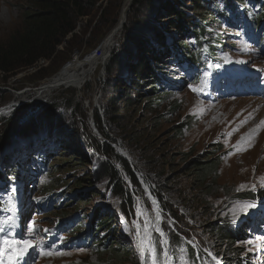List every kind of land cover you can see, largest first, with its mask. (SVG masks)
I'll return each instance as SVG.
<instances>
[{"label":"rangeland","instance_id":"374dc122","mask_svg":"<svg viewBox=\"0 0 264 264\" xmlns=\"http://www.w3.org/2000/svg\"><path fill=\"white\" fill-rule=\"evenodd\" d=\"M108 1L110 0H105L101 4L100 10L94 9L90 16L80 18L77 21V29L80 31V36L79 34L76 35L77 37L79 36L77 39L78 45L80 43L79 46L71 47V44H61L58 46L60 52L49 59H40L34 65L20 69L11 75L0 73L1 94L5 95V100L9 97V100L4 104L2 102L1 106L12 100L21 101L19 105H22V103H27L32 98L41 99L33 102H47V104L52 101H62L64 98L71 99L72 103L78 104L79 108L83 109L80 110L86 114V123L91 132L95 136L100 134L93 123L94 106H99L101 102L105 103L107 98H116L124 90L119 82V77L122 78L121 82L125 84L131 83L130 78L126 76L128 75L126 68L130 65L128 59L136 51L137 53L139 52L138 42L148 41L149 36L145 29L163 34L161 29H164L171 20L168 14L161 13L159 10L160 5H163L165 0H151L149 5L138 6V8L136 5L133 6V0H130L131 2L129 0H117L118 6L116 5L113 8L116 18L115 23L109 27H101L100 24L106 22L108 13L111 12V7L109 4L107 5ZM25 2L26 0H0V41L6 40L19 26V8ZM124 2H127V7L123 5ZM181 4L183 5L180 6L181 11L186 17L195 20V22L198 20V16L202 19L207 17L206 7L203 6L202 11L199 12L201 15L199 13L192 15V3L189 0H185ZM150 8L151 12H149ZM241 8V6H238L239 10ZM216 9L222 11L223 6L219 5ZM133 10H136L135 15L131 17L134 14ZM249 11H252V9L249 8ZM215 20L219 21V18L216 17ZM125 22H131V28H127L126 31L124 30ZM127 32L129 33L127 34ZM95 35L100 36L98 43H95V40L93 41ZM205 36L208 37L210 44H216L217 50L214 54L215 57L198 70L200 79L197 84L196 97L187 89L184 82L177 83V86L173 85V78H178L180 75L186 77L188 73H182L181 68L174 65L173 58H171V64V60H167L166 54H163L162 59L165 60L162 63L165 67L161 71L163 75L171 76L168 83L170 86L161 83L167 91L163 103L149 110L144 101H139L132 108L122 109L118 116L122 117L121 121L127 123L128 126L132 125L134 130L143 129V134L139 131L141 134L140 140L143 143L142 146L151 145L149 154H154L156 157L160 156L159 163H164L162 169L165 172V180L167 178L169 184L176 185V188L181 187V189H184L194 185L192 183L194 176L190 172L193 162H202L203 158L208 160L215 158L217 154H221L216 181L220 187L216 194L218 196L216 197L218 198L216 200L217 207L210 215L209 224L221 226L227 224L229 226V222L233 221L235 217L262 205V202H264V186L260 184V178L264 177V129L260 132L250 125L243 127V125L248 123L247 121H244L242 126L239 123L240 117H243L248 109L255 108L254 113L258 115L260 109L264 108V72H256V68L258 69L264 64V49L258 50L256 45L245 39L240 30L229 28L223 22L221 25L213 27L209 25ZM188 42L191 46L194 45L192 39L188 40ZM108 43L109 48L112 46V48L115 47L119 50L118 55L126 56L127 54L128 56V58H121V66L120 68L117 66L115 78L119 72H125V74L118 75L113 84L107 82L104 69L111 55V53L108 54L110 50L108 48L106 54L96 60L95 65L93 62L86 63L84 67L86 72L81 79L60 87V89L55 90L50 95L34 93L36 87L38 88L44 81H50L58 72H61L60 70L64 66H76L79 64L78 61L87 60L98 49L104 51V46L108 45ZM93 44H95L94 47L90 48ZM163 47L167 48V42ZM188 47L190 49V46ZM160 48L161 45L156 50H161ZM123 51H125V55ZM202 58L205 59V54H202ZM135 59L136 57L133 56V62ZM254 61L255 64H253ZM167 69L170 70L171 74L165 72ZM223 78H227L226 84L214 87ZM256 79H258V83H255ZM233 83V87L230 86ZM31 89L33 90L31 91ZM149 93L152 92L149 91ZM161 100L162 98L157 99L156 103ZM246 102L249 103V108L241 106ZM159 116L161 120L155 123L152 119H158ZM251 122H254V120L252 119ZM105 129L107 130V127ZM179 130L181 133L176 135L175 132ZM57 139H59V143L65 144L69 149L82 151L79 147L80 142L73 140L69 136L59 135ZM98 139L102 141L99 137ZM46 140L41 139L36 143L39 147H44ZM51 145L49 144V151L55 154L56 147H51ZM18 148L24 151L26 147L24 148L20 144ZM161 154L165 157H161ZM19 158L22 159V155L14 157L11 160V164ZM52 162L50 163L51 166L55 161ZM92 168V166H86L88 171ZM36 171L33 178H29L28 183L24 186V195H21L23 206L21 216L28 221L36 219V223H41L49 227L50 231H53L57 228L56 223L58 222L57 219H59L54 215V210L58 209L60 195H53V193L43 195V193L45 189L47 190L52 185L53 179H56L58 175L53 176L50 166L44 170L38 167ZM62 176L64 177V175ZM242 185L244 186L243 188H241ZM253 185H256L255 189H253ZM238 188L241 190L237 191ZM66 190L64 189V192ZM88 190L82 189L78 192L83 193ZM2 192L7 200L2 220L7 219L9 216L13 218L11 223L5 225L6 234L17 240H30L27 236L28 227L22 233L16 232V225L21 219L17 217L18 210L13 203L15 191L12 183ZM59 192V190L55 191V193ZM239 193L244 198L235 197ZM91 194L87 196L91 197V199L83 205H79V207L76 206L77 202L73 196V201L71 200V205L69 206L72 211H74L75 207L78 208V220L83 221L85 225L89 222V228L92 216L96 214V209L99 207L96 203L102 202L101 199L94 196L96 191L92 194L93 196ZM135 204L136 216L131 219V223L137 226L139 231H144L145 235L150 236V229L155 227L154 223L149 225L146 221L145 212L140 207L138 198H135ZM241 204H252L254 207L242 211L238 207ZM156 209H158V213ZM154 211L158 217L156 218L157 226L160 227L163 221H169L170 217L167 216L165 218L163 215L166 214L163 211L161 212L160 208L154 206ZM43 216H47L46 221ZM115 220L116 226L122 225L121 221ZM168 224L174 231V224L172 222H168ZM257 233L259 231H253L247 240L237 242L240 249L245 251L250 264H264V248L257 249L255 243H245L248 240L255 241L256 237L264 238V233ZM4 235L5 233H0V237ZM207 241H211L212 243L209 242L210 246L213 248L215 245V250L220 252L223 251L222 247L224 248L226 245V241L214 242L213 236H210ZM39 245V254L28 264H99V256L94 252H90V250L61 251L51 244ZM249 249H252V251H249ZM178 250V260L175 259V264H185L186 253L184 252V247L179 246ZM48 252H51V255L45 254ZM27 254L28 250L24 257ZM24 257L19 259L17 264H23ZM163 264H172L170 255H168L167 261ZM206 264L210 263L206 261Z\"/></svg>","mask_w":264,"mask_h":264},{"label":"trees","instance_id":"16d2710c","mask_svg":"<svg viewBox=\"0 0 264 264\" xmlns=\"http://www.w3.org/2000/svg\"><path fill=\"white\" fill-rule=\"evenodd\" d=\"M104 1L26 0L19 8V26L6 40L0 41V73L11 75L20 69L34 65L40 59H49L60 52L58 46L61 44H71V47H77V39L80 36L77 21L80 18L90 16L94 9L100 10ZM112 1L107 2V5L109 4L111 7V12L108 13L106 22L100 24L101 27H109L115 23L116 18L113 8L118 4L117 0ZM189 1L192 3L191 13L195 15L202 11L203 3L206 0ZM238 1L244 2V0ZM181 2H185V0H165L163 5L159 3L161 13L168 14L169 19H171L165 28L161 29L163 34L145 29L148 32V41L138 42L139 52L136 51L128 59L130 65L126 68L128 73L126 76L130 78L131 83L125 84L121 82L122 78L119 77V82L124 90L116 98H107L105 103L101 102L99 106H94L93 123L100 135L106 139V142L100 141L91 132L86 123V114L80 110L82 108H79L78 104L72 103L71 99L64 98L62 101H52L49 104L47 102L29 101L0 114V116H4L0 117V153L7 149L20 150L18 148L20 144L24 148H28L27 150H32L37 144L36 142L41 139H47L44 148L49 149V144H52L51 147H56L55 154L49 152L45 157L38 156L28 163V167L41 163L45 168L50 166L53 176L58 175L56 179H53L52 185L44 190V193L56 189H67L66 193L74 196L77 202L76 206L79 207V205L81 206L91 199L87 196L95 191L94 196L104 200L105 191L109 187L111 188L109 200L97 207L96 214L91 219L90 232H95L98 243L93 246L94 248L89 247L87 250L99 256V264H139L134 230L130 224V219L134 216V196L138 198L149 225H152L154 218L150 202L137 180L135 172L149 188L161 212L163 211L166 214L163 216L165 218L169 216L175 221L174 227L179 233L189 236L190 232H194L198 236L200 245L208 248L213 254L221 258L223 264H250L245 251L237 245V242L247 240L249 235L252 234L249 228H240V220L244 216L243 214L229 222V226L227 224L222 226L209 224L210 215L217 207L216 200L218 198L216 197L218 196L216 194L220 187L216 181L222 155L217 154L215 158L208 160L203 158L202 162H193L190 172L194 176L192 181L194 185L189 186L188 191V188H176V185L169 184L167 178L165 180V172L162 169L164 163H159L160 156L156 157L154 154H149L151 145L142 146L140 132L143 134V129L134 130L132 125L128 126L127 123L121 121L122 117L118 116L122 109L132 108L139 101H144V104H147L146 106L151 110V108L161 105L166 98L167 91L162 85L166 82V75H163L161 71L165 67L162 63L165 60L162 59V55L166 54L167 60H171V58L163 48H160L161 50H156V48L160 45L163 47L164 41H167V43L173 41L174 43L166 48L170 51L169 53L175 51L174 56L181 52L189 60H194L193 53L190 52L185 42L187 36L192 35L200 38L201 41L207 42L209 41L205 36L207 27L221 24L220 21L215 20L216 11L210 9H206L207 17L202 19L198 16L199 18L195 22V20L186 17L181 11L180 6H183ZM150 3L151 0H133V6L136 5L137 8ZM123 5L127 7L128 4L124 2ZM135 11L133 10L134 14L131 17L135 15ZM149 12H151V8ZM220 15L221 13H219ZM240 20L244 24H249L252 28L253 25L263 26L264 0L261 10L256 15L247 16L246 11H244ZM129 27L131 28V22H125L124 30L126 31ZM168 33H172L173 36L165 40ZM77 34H79L78 37ZM94 40L95 43H98L100 36L95 35ZM94 45L90 48H93ZM208 49L209 51L213 50V45L209 43ZM118 51L115 47L110 48L109 53L111 55L104 67L106 80L112 84L120 75V72L117 73L115 78L116 68L121 66V58H128L127 54L126 56L118 55ZM123 52L125 55V51ZM133 56L136 57L134 62L132 60ZM165 72L171 74L169 69ZM149 91L152 93H149ZM1 93L2 89L0 90V106L2 102L4 104L9 100V97L5 100V95ZM159 98H162V100L156 103ZM172 106L175 108L174 105ZM152 120L157 123L158 120H161V117ZM105 127H107V130ZM180 130L175 134L181 133ZM59 135H66L75 141H79V147L82 151H74L67 148L65 144L59 143V139H57ZM116 136L120 139H117ZM108 142L123 150L129 157L130 163ZM215 151L217 152L216 148ZM161 157L165 156L161 154ZM52 161L55 162L51 166ZM15 165L17 168L21 165L19 160ZM87 165L93 166L91 171L86 170ZM21 169L26 171L22 167ZM21 169H19V172H15L16 176H19V173L22 174ZM8 174L10 175L9 172ZM125 179L129 181L131 190L125 183ZM82 189L89 190L83 193L77 192ZM235 197L244 198L240 193ZM71 200L73 201V198L68 199V202L64 203L62 207L54 210L56 218L67 215H72L71 217L75 219L78 218V208L75 207L72 211L69 207ZM117 218L126 223V230L122 226L115 225V219ZM193 225L194 227H192ZM84 229L83 222L77 220L71 233L74 235ZM161 229L168 238L171 247L175 248L174 245L181 241L180 237L174 233L168 222L163 221ZM150 230L154 239H156L157 247H159L156 231L152 228ZM210 236L214 237V242L226 241V245L224 248L222 247V252L215 250V245L213 248L210 246L209 242L211 241H207ZM100 244H102V247ZM187 249L190 260L194 261L196 259L194 251L188 245Z\"/></svg>","mask_w":264,"mask_h":264},{"label":"snow or ice","instance_id":"6c2138e0","mask_svg":"<svg viewBox=\"0 0 264 264\" xmlns=\"http://www.w3.org/2000/svg\"><path fill=\"white\" fill-rule=\"evenodd\" d=\"M194 91L198 89H193ZM264 123V122H262ZM260 184L261 186H264V177L260 178ZM244 186L242 185L241 188ZM253 189H255L256 185L252 186ZM241 189L238 188L237 191H240ZM242 211H246L250 207H254L252 204H241L238 205ZM12 217L9 216L5 220H0V233H5L4 236L0 237V264H17V261L19 259H23L25 253L27 250L31 247H33V242L31 240L22 239L17 240L14 237H9L6 234V228L5 225L12 222ZM34 230V226L29 228V233L31 234ZM157 231H160L157 229ZM138 236V248L141 255V258L143 259L145 257V254L147 253L149 256H151L152 264H157V252L156 247L153 241L151 240V237L148 235L141 236L139 233H137ZM245 243L247 244H256V248H264V238L256 237L255 241L248 240ZM183 251V250H181ZM249 251H252V249H249ZM46 255H51V252L45 253ZM163 255L167 258L168 253L167 251L163 252ZM211 255V254H210ZM214 260H217V264H220V261L217 257H213Z\"/></svg>","mask_w":264,"mask_h":264},{"label":"bare ground","instance_id":"6f19581e","mask_svg":"<svg viewBox=\"0 0 264 264\" xmlns=\"http://www.w3.org/2000/svg\"><path fill=\"white\" fill-rule=\"evenodd\" d=\"M129 2H130V0H129ZM122 19H123V17H122ZM109 42H111V40H109ZM104 48H105L104 51H102V49H100V50L98 49L97 52L94 53L93 56H91V57L88 56L89 60L85 59L82 61H78L79 64H77L76 66H69V65L64 66V68L62 70H60L61 72H58V74L55 75L50 81L44 82L43 84H41L38 88H36L34 90V93H36V94L40 93V94H44V95L49 94L50 95L55 90L60 89V87H62L64 85L72 84V83L76 82L77 80L81 79L86 72V70L84 69L86 63H89V62L92 63L93 62V64L95 65L96 60L99 57H101L102 55L104 56L106 54V52L108 51L109 43H108V45L104 46ZM108 54H109V52H108ZM253 64H255V61L253 62ZM248 104L249 103L246 102L245 104H243L241 106L244 108H247L249 106ZM254 110H255V108L248 109L246 114L243 117H240L239 123L242 126V123L244 121H247L248 123L243 125V127L250 125L253 128H255L261 132L264 129V123H262V122H264V108L260 109L258 115H256L254 113ZM252 119L254 120V122H251ZM156 218H158L157 213H156Z\"/></svg>","mask_w":264,"mask_h":264},{"label":"water","instance_id":"95a60500","mask_svg":"<svg viewBox=\"0 0 264 264\" xmlns=\"http://www.w3.org/2000/svg\"><path fill=\"white\" fill-rule=\"evenodd\" d=\"M131 2V1H130ZM37 88V87H36ZM35 89V88H33ZM31 89V91L33 90ZM40 101L41 99H35V98H32L30 101ZM21 101H10L8 102L7 104L3 105L0 107V114L1 113H5V112H8L10 111L14 106H18L20 104Z\"/></svg>","mask_w":264,"mask_h":264}]
</instances>
